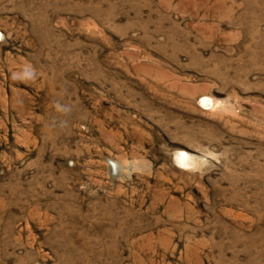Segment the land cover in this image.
Wrapping results in <instances>:
<instances>
[{
    "label": "rangeland",
    "instance_id": "1",
    "mask_svg": "<svg viewBox=\"0 0 264 264\" xmlns=\"http://www.w3.org/2000/svg\"><path fill=\"white\" fill-rule=\"evenodd\" d=\"M0 264H264V0H0Z\"/></svg>",
    "mask_w": 264,
    "mask_h": 264
},
{
    "label": "bare ground",
    "instance_id": "2",
    "mask_svg": "<svg viewBox=\"0 0 264 264\" xmlns=\"http://www.w3.org/2000/svg\"><path fill=\"white\" fill-rule=\"evenodd\" d=\"M206 102V100H205ZM178 160L180 161V163H188L189 162V158L184 154V155H180L178 157Z\"/></svg>",
    "mask_w": 264,
    "mask_h": 264
}]
</instances>
